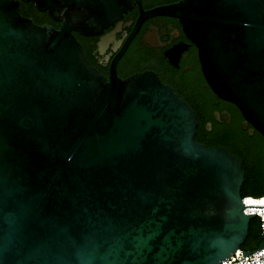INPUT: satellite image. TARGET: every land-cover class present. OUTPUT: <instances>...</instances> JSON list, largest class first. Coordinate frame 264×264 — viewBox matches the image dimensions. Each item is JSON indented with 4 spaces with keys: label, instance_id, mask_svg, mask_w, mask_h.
I'll return each instance as SVG.
<instances>
[{
    "label": "water",
    "instance_id": "1",
    "mask_svg": "<svg viewBox=\"0 0 264 264\" xmlns=\"http://www.w3.org/2000/svg\"><path fill=\"white\" fill-rule=\"evenodd\" d=\"M134 3L106 76L73 32ZM154 13L179 19L212 92L264 137V0H0V264H219L260 216L242 210V159L194 139L195 113L168 84L114 73ZM262 244L259 230L242 254Z\"/></svg>",
    "mask_w": 264,
    "mask_h": 264
},
{
    "label": "flooded vegetation",
    "instance_id": "2",
    "mask_svg": "<svg viewBox=\"0 0 264 264\" xmlns=\"http://www.w3.org/2000/svg\"><path fill=\"white\" fill-rule=\"evenodd\" d=\"M176 1L139 0V5L141 9H148ZM137 15L138 7L137 3H134L98 33L82 35L73 32L85 58L100 73L109 75L110 59L130 32ZM113 69L114 73L121 78L144 69L151 70L156 73L161 82L168 84L192 108L194 113L193 105L201 103L206 134L212 133L213 128L225 127L231 135L244 132L248 134L247 129L251 126L250 123L247 122L242 127L243 117L237 107L232 102L215 95L205 81L201 72L197 47L185 35L179 19L174 15L154 13L143 17L115 59ZM225 112H227V120L224 118ZM206 122L210 124L209 129H206ZM254 131L256 130L252 129L251 134ZM195 132L194 139L204 143L196 139ZM215 146H224L229 150L224 144Z\"/></svg>",
    "mask_w": 264,
    "mask_h": 264
},
{
    "label": "trees",
    "instance_id": "3",
    "mask_svg": "<svg viewBox=\"0 0 264 264\" xmlns=\"http://www.w3.org/2000/svg\"><path fill=\"white\" fill-rule=\"evenodd\" d=\"M193 107L197 120L196 139L203 141L206 145H227L231 152L242 158L243 179L239 186L240 195L264 193V137L256 129L251 135L245 132L231 135L226 127L213 128L212 133L206 134L204 131L205 118L202 116L203 105L197 103ZM259 230L258 217L256 215L250 217L246 237L239 247L246 250L255 247Z\"/></svg>",
    "mask_w": 264,
    "mask_h": 264
},
{
    "label": "built area",
    "instance_id": "4",
    "mask_svg": "<svg viewBox=\"0 0 264 264\" xmlns=\"http://www.w3.org/2000/svg\"><path fill=\"white\" fill-rule=\"evenodd\" d=\"M240 199L243 204L242 210L245 213H256L260 216L258 217L260 232L264 234V193L258 195H242ZM259 218L261 220H259ZM254 248V247H253ZM228 257L233 259H229L226 261V258L222 259L219 264H264V244L260 246L258 250L250 251L247 254H242V249L236 248L233 253H230Z\"/></svg>",
    "mask_w": 264,
    "mask_h": 264
},
{
    "label": "snow or ice",
    "instance_id": "5",
    "mask_svg": "<svg viewBox=\"0 0 264 264\" xmlns=\"http://www.w3.org/2000/svg\"><path fill=\"white\" fill-rule=\"evenodd\" d=\"M261 203H264V201H261Z\"/></svg>",
    "mask_w": 264,
    "mask_h": 264
}]
</instances>
